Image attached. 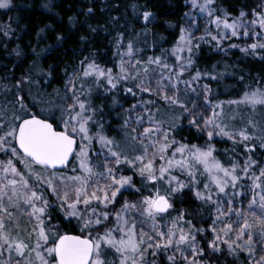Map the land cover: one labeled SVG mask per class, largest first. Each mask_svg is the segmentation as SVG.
<instances>
[{
	"label": "snow or ice",
	"instance_id": "snow-or-ice-1",
	"mask_svg": "<svg viewBox=\"0 0 264 264\" xmlns=\"http://www.w3.org/2000/svg\"><path fill=\"white\" fill-rule=\"evenodd\" d=\"M10 3L0 0V9L9 8ZM189 3L198 15L185 13L189 23L180 27L171 49L143 60L142 50L132 40L125 46L123 34L118 33L114 40L117 70L84 57L72 74L65 69L64 95L57 91L55 100L50 94L45 99L39 91L33 96L29 89L32 103H28L23 94L26 85L38 83L33 73L45 84L51 78L52 69L45 72L37 62L14 85L0 84L5 93L0 108V153L9 157L0 161V264H158L162 254L167 264H209L201 239L207 241L210 253H220L226 246L230 255L247 253V264H264V254H259L264 253V166L253 158L257 146L264 149V86L258 82L239 98L214 102L212 89L200 81L217 80L224 73L216 72V66L191 73L203 44L226 51L223 41L244 38L254 42L229 47L245 55L264 50V5L257 6L259 11L252 9L249 20L243 10L232 17L216 0ZM92 11L87 9L89 14ZM198 19L205 20V29L196 36ZM143 20L147 24L155 17L144 11ZM8 34L5 30L4 35ZM56 40L62 47V38ZM53 50L49 46L45 52ZM186 73L191 74L185 78ZM121 89L125 98L132 96L137 103L125 110L119 129L123 139L117 140L106 134L103 109L95 106L93 97L111 94L115 107ZM8 95L14 98L9 100ZM40 105L41 112H34ZM183 119L190 128L206 134L204 145L176 139ZM216 138L232 141L233 152L243 144L247 154L243 165L231 159L225 166L214 155ZM93 157L102 158V163H94ZM14 161L23 168L18 169ZM70 164V176L58 175ZM125 170L132 174L124 175ZM135 177L140 178L139 187ZM186 190L192 191L202 209L210 210L211 223L195 228L181 209L162 227L157 221L171 215L176 199ZM248 190L253 193L248 211L236 208L237 198ZM125 192L138 193L141 199H125L115 209ZM9 208L27 215L32 225L29 238L34 237L31 245L11 235L5 222L14 215ZM53 213L62 219L57 221ZM102 226L103 233L98 231ZM77 228L79 234H74Z\"/></svg>",
	"mask_w": 264,
	"mask_h": 264
},
{
	"label": "trees",
	"instance_id": "trees-1",
	"mask_svg": "<svg viewBox=\"0 0 264 264\" xmlns=\"http://www.w3.org/2000/svg\"><path fill=\"white\" fill-rule=\"evenodd\" d=\"M216 2L219 8L225 9L232 17L238 16L241 10L250 16L252 9L256 8L259 11L257 6L264 5V0H216ZM45 4L48 5L47 8L44 7ZM132 5H136L138 10L134 11ZM89 7L93 9L90 14L87 12ZM192 10L189 0H11L9 8L0 9V84L14 85L16 80L31 68L33 62H37L45 72L49 68L52 69L51 78L45 84L44 79L33 73V79L38 83L31 86L26 85L23 94L28 103H32L29 89L33 96L39 91L45 94V99L50 94L51 99L55 100L57 91L61 96L64 95L67 79L65 69L69 75L72 74L73 69L77 68L79 61L84 57L95 59L102 66L117 70L114 65L119 57L114 55L116 51L114 40L118 33L123 34L125 46L128 40H132L142 50L140 58L147 60L149 56L159 55L162 49H171L176 44L180 35V27L187 25L185 13H191ZM144 11L153 13L154 22L145 23ZM70 17L73 19L70 20ZM93 28L97 30L93 32ZM5 30L9 33L7 36L4 35ZM57 36L63 40L62 47L57 43ZM81 37L84 39L82 40ZM232 43L240 46L251 44L248 39L245 41L225 40L223 48L226 51L203 44L195 56V67L191 73H194L197 68L212 70L213 66H216V72L224 73L217 80L205 78L200 81L201 84L207 83L212 89L211 99L214 102L239 98L246 90L256 88L258 82L260 86H264V50L258 52L257 55H245L239 48H230L229 45ZM49 46L55 50L47 54L45 50L49 49ZM14 49L21 55H17ZM170 60L174 63V57H170ZM191 73H186L185 78ZM241 77L243 80L240 79ZM7 98L11 100L14 97L8 95ZM116 98L119 103L113 107L111 94L107 97L103 94L93 97L95 106L103 109L106 134L122 140L123 133L119 129L126 115L125 110L137 103V99L132 96L125 98L123 89ZM144 98H148L147 94H144ZM154 98L161 107H164L162 101L157 97ZM68 103H71L70 99ZM4 104L5 93L0 91V108ZM42 107V105L37 106L33 111L40 113ZM260 118L259 115L256 116L257 120ZM92 131L95 132V128ZM175 136L177 140L188 144L204 145L207 140L204 134L188 126L187 119H183L181 129L175 133ZM213 143L217 150L214 155L225 166L230 164L231 159H238L243 165L247 156L243 144L236 145V151L233 152V143L230 140L215 139ZM251 143L258 145L257 141ZM253 158L264 166V149L257 146ZM69 167L64 172H67ZM123 174L131 175L132 173L125 170ZM135 180L139 187L140 178L135 177ZM201 187H203L202 184ZM147 194V192L144 193V195ZM125 199L138 201L141 196L138 193L130 195L125 192L119 197V203L115 207L121 206ZM174 208L170 216L178 215L180 210L184 209L186 219H191L195 228H207L211 223L208 219L210 210L202 209L201 202L196 200L190 190H186L183 196L176 199ZM53 214L57 216V221L62 219L56 213ZM107 226L111 227V223ZM98 230L103 232L104 227ZM69 231L71 232L72 229L69 228ZM74 234H79L78 228L75 229ZM208 237L210 239V232ZM201 246L206 253L204 259L209 264H247V257L242 252L234 256L223 248L220 253H210L207 241L203 239H201ZM112 255L113 253L109 250V258ZM158 264H167L163 254L159 257Z\"/></svg>",
	"mask_w": 264,
	"mask_h": 264
},
{
	"label": "rangeland",
	"instance_id": "rangeland-1",
	"mask_svg": "<svg viewBox=\"0 0 264 264\" xmlns=\"http://www.w3.org/2000/svg\"><path fill=\"white\" fill-rule=\"evenodd\" d=\"M191 14L193 15H198V9H193ZM249 20L252 19V15L247 17ZM189 23V18L187 17V24ZM197 23L199 25V30L195 32L196 36L201 35L204 32L205 29V20L204 19H198ZM257 31H259V29H257ZM232 39H236V38H232ZM237 40V39H236ZM239 40H243L245 41L244 38H241ZM250 40L251 43H253L254 41L252 39H248ZM158 98V97H157ZM159 99V98H158ZM200 103L203 102V97L201 96L200 98ZM136 114H139V112H137ZM209 113H205V115H208ZM188 123V120H187ZM143 129H141L142 131ZM206 136V134H204ZM207 137V136H206ZM216 139H220V138H216ZM96 150H99V146L96 145L95 146ZM0 161H5L9 158L8 156L4 155L3 153H0ZM93 162L94 163H102V158H95L93 157ZM14 163L17 164L18 169H22L23 166L20 165L17 161H14ZM75 163V161H73V164ZM71 168H72V164L69 167V170L67 172H63V173H58V175L62 174V175H66V176H70L72 174L71 172ZM37 171H42V169L37 168ZM250 184V182H248ZM49 198L53 201H55V197H53L51 195V193L48 194ZM253 193L248 190L245 191V194L243 196V198H237V202L235 207L236 208H241L245 211H248V205L252 199ZM82 207V206H81ZM120 206H116L115 209H119ZM115 209H113V212L115 211ZM256 211H258V208L255 209ZM9 211L13 212L14 215L12 218H6L5 222L8 225V228L10 230V233L12 236H17L19 235L20 238H22L26 243H28L29 245H31L34 242V237L33 238H29L30 234L32 233V225L29 223L28 217L27 215H24L23 213H18L17 210L15 208H9ZM173 216H177V215H172L169 218H165L163 220H158L157 223H159L162 227L167 225V223L170 221L171 217ZM149 225L151 224V221L147 222ZM185 228H187V225H184ZM99 231V230H98ZM103 233V232H101ZM87 234V233H85ZM95 235V232L93 233ZM212 234L210 233V236ZM211 239V237H210ZM222 248L227 249L226 246H222ZM246 257H247V261H248V256L247 253L242 252ZM259 254H264V253H259ZM258 254V255H259ZM258 258V257H257Z\"/></svg>",
	"mask_w": 264,
	"mask_h": 264
}]
</instances>
